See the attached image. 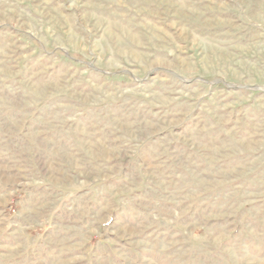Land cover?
<instances>
[{"label": "rangeland", "instance_id": "1", "mask_svg": "<svg viewBox=\"0 0 264 264\" xmlns=\"http://www.w3.org/2000/svg\"><path fill=\"white\" fill-rule=\"evenodd\" d=\"M0 264H264V0H0Z\"/></svg>", "mask_w": 264, "mask_h": 264}]
</instances>
